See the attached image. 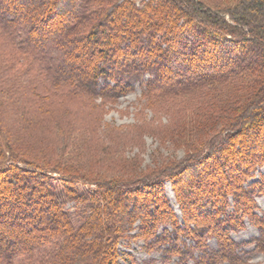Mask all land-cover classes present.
Here are the masks:
<instances>
[{
	"label": "trees",
	"instance_id": "trees-1",
	"mask_svg": "<svg viewBox=\"0 0 264 264\" xmlns=\"http://www.w3.org/2000/svg\"><path fill=\"white\" fill-rule=\"evenodd\" d=\"M263 165L264 0H0V264H250Z\"/></svg>",
	"mask_w": 264,
	"mask_h": 264
},
{
	"label": "rangeland",
	"instance_id": "rangeland-1",
	"mask_svg": "<svg viewBox=\"0 0 264 264\" xmlns=\"http://www.w3.org/2000/svg\"><path fill=\"white\" fill-rule=\"evenodd\" d=\"M141 1L142 0H136L138 4ZM64 10L67 14H69L71 11V8L67 6ZM13 14L14 15L18 14V12L13 13ZM48 47H49V44L47 46L45 45L44 48L46 49ZM67 53H70V50ZM140 95H141V90L139 86L136 84L132 91L118 98V100H116L115 102L108 103L105 107V112H104L105 121L109 123H115L116 125H122V124H128V123L134 122L136 120V114H138L141 109L142 102L139 100ZM143 112L145 113V111ZM146 144H147L148 153H150L151 150H154L156 148V144L151 140V138H146ZM176 156L181 157L182 151L181 150L177 151ZM143 162L145 164L149 163L148 156L145 157ZM262 177H264V165L258 168V170L254 174V177L249 182L259 180ZM83 189L85 188H83V186H80L77 188V191L80 192ZM51 190L54 192V189H51ZM165 192H166L167 197L169 198L170 206L174 209L176 214L180 217L178 205L175 201L174 193L171 190V186L169 182L165 183ZM62 197H64L63 193H62ZM64 198H66L67 200L68 207H71L75 202V200L69 199L67 197H64ZM255 202L258 207L256 212L258 214H260L261 212H264V193H261L260 195H256ZM67 210L70 211L71 209L68 208ZM124 213H125L124 209H120L119 214L123 215ZM35 223H37L38 226H41L45 223V221L44 222L39 221ZM162 228L163 226L158 229V233L161 232ZM258 236H259L258 229L246 221H244V227L242 229L236 232H232L230 234V237L236 243H239V244L247 243V244L242 245L238 250L240 251V255L244 259H246L247 262L250 264H264V256L260 252L254 249V244L252 243V240L257 238ZM207 244L212 249H214L216 246L214 239L208 240ZM119 248L121 250H125L131 253L134 259L136 260V264H173L172 261L174 259H172V261H169L168 263L163 261V256L161 255V251L159 249H154L151 251L144 250L142 241H133V240H129L127 242L121 241ZM187 264H191V261H189Z\"/></svg>",
	"mask_w": 264,
	"mask_h": 264
}]
</instances>
